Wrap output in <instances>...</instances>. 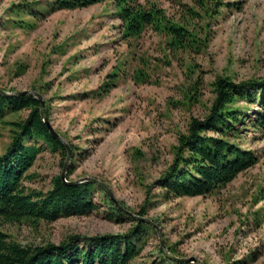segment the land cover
Segmentation results:
<instances>
[{"label": "rangeland", "instance_id": "374dc122", "mask_svg": "<svg viewBox=\"0 0 264 264\" xmlns=\"http://www.w3.org/2000/svg\"><path fill=\"white\" fill-rule=\"evenodd\" d=\"M46 1L0 0V89L39 93L47 120L70 151L65 179L103 182L124 211L100 204L87 215L4 223L1 230L23 245L58 243L69 234H122L137 218L149 227L131 264L158 260L160 249L201 264H264V136L251 125L244 128L246 120L233 140L256 162L229 183L205 195L170 197L157 184L178 133L210 107L214 79L264 78V0H209L208 16L203 0H148L195 34L188 47H173L167 33L151 26L124 36L110 0L55 10L31 28L17 26L8 13L17 3L43 7ZM111 74L109 89L94 94ZM239 105L248 115L257 108ZM26 114L0 119V153L10 141L8 122ZM65 161L45 148L24 183L50 188ZM99 196L94 191V201ZM142 205L143 216L136 213Z\"/></svg>", "mask_w": 264, "mask_h": 264}, {"label": "trees", "instance_id": "16d2710c", "mask_svg": "<svg viewBox=\"0 0 264 264\" xmlns=\"http://www.w3.org/2000/svg\"><path fill=\"white\" fill-rule=\"evenodd\" d=\"M100 1L105 0H48L43 7L36 2L17 3L11 5L8 13L17 26L31 28L33 20L45 18L55 10ZM110 1L121 20L124 36H138L145 27L151 26L167 33L173 47H188L194 43L195 34L182 23L171 21L153 1ZM210 9L211 2L203 0V15H210ZM113 81L111 74L93 93L106 92ZM212 86L214 98L210 107L202 117H191L186 131L178 133L172 147V160L157 180L167 197L208 194L256 162L255 155L233 139L241 132L244 120L247 121L244 128L251 125L264 136V78L235 83L229 77L218 76ZM241 102L256 105L253 115H248L247 107L239 105ZM21 110H27V114L8 122L10 141L0 153V264H131L139 254L149 227L147 222L137 218H133L135 225L122 234H69L58 243L23 245L9 239L1 230L4 223L27 221L35 225L40 221L52 222L60 216L87 215L100 204H106L111 212L124 211L91 181L67 185L58 174L51 178L50 188L46 190L28 187L24 181L31 179L28 170L37 156L48 148L65 157L66 148L43 122L40 102L35 97L0 93V119L9 112ZM44 110L48 112L47 105ZM96 190L100 196L94 201ZM145 212L142 205L136 213L143 216ZM168 250L175 253L171 248ZM160 254L159 259L150 264H187L168 258L161 249Z\"/></svg>", "mask_w": 264, "mask_h": 264}, {"label": "water", "instance_id": "95a60500", "mask_svg": "<svg viewBox=\"0 0 264 264\" xmlns=\"http://www.w3.org/2000/svg\"><path fill=\"white\" fill-rule=\"evenodd\" d=\"M0 93L1 94H4V95H31L33 97H35L39 102H40V115H41V118L43 120V122L45 123V125L49 128V131L50 133L56 137L57 139H59L61 141V143L65 146L66 148V161L64 162L63 164V168H62V171H61V178L62 180L64 181L65 184L67 185H74V184H77V183H80V182H83V181H91V182H94L96 185H98L99 187H101L103 189V191L108 195V197L111 199V200H114L113 196H112V193L110 191V189L101 181L99 180H96L94 178H90V177H85V178H81V179H77V180H66L65 179V168L67 166V163H68V160H69V157H70V151H69V148L67 146V144L62 141V139L59 137V135L53 130V128L51 127L49 121L47 120L46 116H45V113H44V102H43V99L42 97L40 96L39 93L33 91V90H24V91H17V92H13V93H10V92H6L2 89H0ZM115 201V200H114ZM144 220H147L145 218H142ZM160 241V245L162 244L161 243V240L159 239ZM165 255L174 260V261H178V262H190V263H193V264H201L198 260H196L195 258L193 257H183V258H178V257H175V256H172L171 254H169L168 252L165 251Z\"/></svg>", "mask_w": 264, "mask_h": 264}]
</instances>
